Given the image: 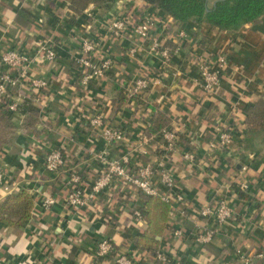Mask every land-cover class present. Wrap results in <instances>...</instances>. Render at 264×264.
<instances>
[{
    "label": "crops",
    "instance_id": "1",
    "mask_svg": "<svg viewBox=\"0 0 264 264\" xmlns=\"http://www.w3.org/2000/svg\"><path fill=\"white\" fill-rule=\"evenodd\" d=\"M70 4L71 0H0V55L12 49L31 54L47 41L56 52L54 61L38 57L29 70V77L42 79L46 87L23 86L24 113H5L13 134L0 152L6 176L0 206L9 197L25 195L31 208L19 224L0 221V264H114L117 255L127 254L138 264H164L135 247L136 238L147 229L140 212L144 196L116 184L81 210L65 203L69 177L77 175L81 187L90 186L99 166L92 154L104 151L118 158L127 152L136 163L139 157L146 163L155 160L158 146L151 145L146 156H138L136 148L159 113L168 119L165 129L176 136V150L165 164L185 188L187 206L184 217L169 214L171 225L156 237V254L163 252L180 264H241L237 249L252 258L250 264H264L255 258L264 252V143L256 142L251 150L243 144L245 108L264 94V15L236 33H227L196 20L175 22L142 0H117L106 13L89 5L81 15L73 13ZM19 12L29 17V23H18ZM116 17L129 25L150 17L154 26L145 41L130 33L113 38L105 26ZM84 37L95 41L114 62L110 72L88 87L80 85L75 61ZM153 43L169 52L167 68H160L159 56L148 54ZM133 48L138 53L131 59L127 52ZM221 54L227 68L216 91L207 95L200 86L198 65L215 64ZM141 77L153 80L149 91L127 98L126 85ZM93 115L122 131L124 144L107 145L96 131H89L86 122ZM226 129L235 133L234 144L211 148L218 131ZM58 147L65 169L55 176L44 170L43 158L47 149ZM185 153L193 154L194 164L184 159ZM234 184L243 195L229 198L235 212L231 224L209 243L197 244V228L216 229L212 219L197 217L198 207ZM241 184L247 188L240 189ZM48 197L54 203L45 209L41 204ZM137 210L139 219L134 216ZM177 228L183 232L178 238L173 236ZM102 239H108L114 251L98 258L96 245Z\"/></svg>",
    "mask_w": 264,
    "mask_h": 264
},
{
    "label": "built area",
    "instance_id": "2",
    "mask_svg": "<svg viewBox=\"0 0 264 264\" xmlns=\"http://www.w3.org/2000/svg\"><path fill=\"white\" fill-rule=\"evenodd\" d=\"M154 26V22L150 17L142 18L137 24L129 25L122 17H116L109 21L105 26L106 34L119 38L125 33H130L133 37L145 41L149 32ZM50 41L40 44L35 52L26 54L20 50L12 49L0 55V99L5 100V106L9 113H24L25 101L20 89L23 86H29L34 90H43L46 82L42 79H32L29 77V70L38 57L45 61H54L56 52L50 47ZM101 49L98 53V49ZM78 55L75 58L80 70H85V74L80 79L82 87H88L90 84L103 76H105L114 67V62L107 51L88 37L81 38L78 47ZM97 53L100 57L97 56ZM137 49H129L127 55L129 58H135ZM150 56H159L160 68L164 69L169 66L170 56L167 50H160L157 43H153L149 49ZM227 59L224 54L218 55L215 64L202 61L198 65L199 82L202 91L207 94H213L220 84L223 71L227 68ZM154 82L160 81V75L154 77ZM152 79L148 77L134 78L125 87V95L127 98H133L145 94L152 85ZM89 131H96L97 136L105 144H124L125 136L122 131L107 126L100 115L88 117L86 122ZM235 133L230 130H219L217 133V141L211 147L213 149L219 147L221 149L228 148L235 142ZM175 133L164 129L158 135L152 137L142 136L138 139V147L136 154L146 156L151 145L159 147V154L155 160L149 161L144 165H137L135 159L130 153L124 152L118 158L110 157L107 152L92 154L94 163L98 164L94 178L90 186L86 189L81 187L80 179L77 175H72L66 180V187L70 188L67 192L65 203L72 209L78 211L83 209L89 202L94 201L97 197L106 194L116 184H121L136 193L145 197H157L162 201L170 204V214L178 213L184 217V211L187 203L183 194L176 193L174 200L170 198V194L176 187V181L170 170L166 167V160L175 152ZM218 150V149H216ZM185 160L194 164V156L191 153L183 154ZM44 170L52 175H59L64 172L65 159L64 153L60 147L49 148L43 158ZM245 169V168H244ZM6 184V176L0 167V187ZM240 189H246L247 186L241 184ZM231 186L222 190L215 199L203 202L197 210V217L202 219H212L216 224V229H200L197 228L195 234V242L200 245L209 243L214 235L231 224L235 217L234 208L229 203ZM54 203L51 197L44 199L41 206L49 208ZM135 218H140V213L134 211ZM182 230L177 228L173 231L174 237H181ZM114 251L113 245L108 239L100 240L96 245L95 256L103 258ZM235 254L241 264H250L252 258L242 255L236 249ZM156 260L164 264H180L173 261L165 253L158 252L155 256ZM256 259L264 260V252L255 254ZM157 262V263H158ZM114 264H138L131 255H118L114 258Z\"/></svg>",
    "mask_w": 264,
    "mask_h": 264
},
{
    "label": "trees",
    "instance_id": "3",
    "mask_svg": "<svg viewBox=\"0 0 264 264\" xmlns=\"http://www.w3.org/2000/svg\"><path fill=\"white\" fill-rule=\"evenodd\" d=\"M117 0H71L70 10L81 15L89 5L97 7L101 13H106ZM146 5L156 8L175 22L188 23L196 20L199 24L209 25L219 31L236 33L244 26L255 23L264 15V0H142ZM18 23H29V17L19 12ZM85 70H80L81 77ZM7 109L5 100L0 99V152L1 147L8 142L13 134V126L8 121L5 113ZM168 119L159 113L156 119L151 121L146 130V136H156L167 126ZM244 148L251 150L256 142L264 143V94L255 105H248L245 108L244 121ZM141 161V162H140ZM145 159L138 158L137 165H144ZM233 194L241 197L243 195L237 185L231 186ZM67 192L70 188H66ZM240 192V193H239ZM183 194L186 191L183 186L176 183L170 198L174 200L175 194ZM186 197V196H185ZM31 200L25 195L9 197L0 206V221L5 225L13 226L19 224L29 217ZM141 216L147 224L146 231L136 238V248L145 249L154 257L158 246L157 236H161L170 225V204L157 197H145L144 204L140 210ZM186 213V210L184 211ZM202 219V218H201ZM118 256V255H117Z\"/></svg>",
    "mask_w": 264,
    "mask_h": 264
}]
</instances>
